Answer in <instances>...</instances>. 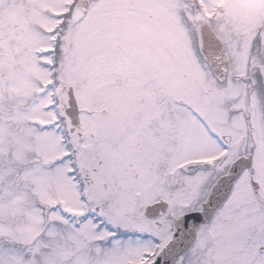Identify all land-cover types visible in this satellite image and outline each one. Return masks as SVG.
Returning a JSON list of instances; mask_svg holds the SVG:
<instances>
[{"label": "snow or ice", "instance_id": "snow-or-ice-1", "mask_svg": "<svg viewBox=\"0 0 264 264\" xmlns=\"http://www.w3.org/2000/svg\"><path fill=\"white\" fill-rule=\"evenodd\" d=\"M0 264H264V0H0Z\"/></svg>", "mask_w": 264, "mask_h": 264}]
</instances>
